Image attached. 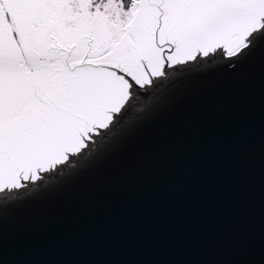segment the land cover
<instances>
[{"label": "snow or ice", "instance_id": "snow-or-ice-1", "mask_svg": "<svg viewBox=\"0 0 264 264\" xmlns=\"http://www.w3.org/2000/svg\"><path fill=\"white\" fill-rule=\"evenodd\" d=\"M205 181L219 219L181 259L27 239L40 206L87 217ZM0 264H264V0H0Z\"/></svg>", "mask_w": 264, "mask_h": 264}, {"label": "water", "instance_id": "water-1", "mask_svg": "<svg viewBox=\"0 0 264 264\" xmlns=\"http://www.w3.org/2000/svg\"><path fill=\"white\" fill-rule=\"evenodd\" d=\"M222 197V189L205 181L151 203H133L87 217L79 213L64 215L51 206H40L24 215V219L35 227L27 239L55 253H83L53 255L49 257L51 259L100 258L87 254L94 248L117 249L125 253L105 258L181 259L183 245L205 231L214 219H219ZM147 249L153 251L142 256L127 255L131 250Z\"/></svg>", "mask_w": 264, "mask_h": 264}]
</instances>
